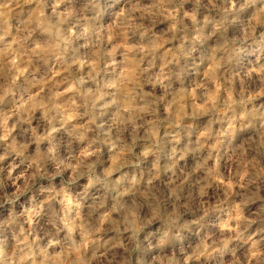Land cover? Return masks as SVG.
Returning <instances> with one entry per match:
<instances>
[{
    "label": "clouds",
    "instance_id": "clouds-1",
    "mask_svg": "<svg viewBox=\"0 0 264 264\" xmlns=\"http://www.w3.org/2000/svg\"><path fill=\"white\" fill-rule=\"evenodd\" d=\"M0 264H264V0H0Z\"/></svg>",
    "mask_w": 264,
    "mask_h": 264
}]
</instances>
